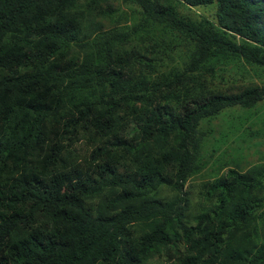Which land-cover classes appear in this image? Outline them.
<instances>
[{
	"label": "trees",
	"instance_id": "1",
	"mask_svg": "<svg viewBox=\"0 0 264 264\" xmlns=\"http://www.w3.org/2000/svg\"><path fill=\"white\" fill-rule=\"evenodd\" d=\"M245 66L264 0H0V264H264V165L202 182L193 217L183 190L201 124L264 102L213 85Z\"/></svg>",
	"mask_w": 264,
	"mask_h": 264
},
{
	"label": "rangeland",
	"instance_id": "2",
	"mask_svg": "<svg viewBox=\"0 0 264 264\" xmlns=\"http://www.w3.org/2000/svg\"><path fill=\"white\" fill-rule=\"evenodd\" d=\"M194 19H213L214 7H196L181 9ZM140 50L131 44L125 50ZM224 83L214 79L217 89H231L245 84H264V70L240 68L236 80ZM204 138L201 144L202 154L206 164L201 166L196 175L187 179L183 190L189 199V214L193 217L199 212L202 200L199 196L201 183L221 176L227 169L236 165L237 169L245 170L251 165H264V102L251 110L230 109L208 122L201 124ZM164 197H170V192L164 191ZM175 253L163 252L153 256L148 264H176Z\"/></svg>",
	"mask_w": 264,
	"mask_h": 264
}]
</instances>
